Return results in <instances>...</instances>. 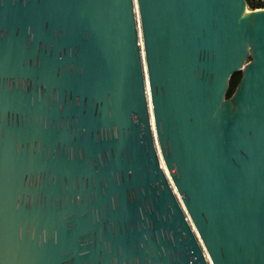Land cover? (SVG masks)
<instances>
[{"label":"water","instance_id":"1","mask_svg":"<svg viewBox=\"0 0 264 264\" xmlns=\"http://www.w3.org/2000/svg\"><path fill=\"white\" fill-rule=\"evenodd\" d=\"M0 264H264V9L0 0Z\"/></svg>","mask_w":264,"mask_h":264},{"label":"trees","instance_id":"2","mask_svg":"<svg viewBox=\"0 0 264 264\" xmlns=\"http://www.w3.org/2000/svg\"><path fill=\"white\" fill-rule=\"evenodd\" d=\"M246 4H247V8L249 10L252 9H256V8H263L264 5L259 3V2H254L253 0H245ZM241 78V73L240 72H236L233 75H231L230 79H229V83H228V90L226 92L225 98L229 99L231 98V96L233 95L239 81Z\"/></svg>","mask_w":264,"mask_h":264},{"label":"bare ground","instance_id":"3","mask_svg":"<svg viewBox=\"0 0 264 264\" xmlns=\"http://www.w3.org/2000/svg\"><path fill=\"white\" fill-rule=\"evenodd\" d=\"M134 4H135V1H134ZM137 30H138V35H139V38H140V42H141V45H142V41H141V31H140V24L139 22L137 23ZM141 52H142V49H141ZM147 76V75H146ZM146 80V79H145ZM146 91H147V101H148V107H149V116H150V122L152 124V127H153V123H152V115H151V105H150V102H149V92H148V87H147V82H146ZM153 131H154V128H153ZM166 175L168 176V173L165 171Z\"/></svg>","mask_w":264,"mask_h":264},{"label":"built area","instance_id":"4","mask_svg":"<svg viewBox=\"0 0 264 264\" xmlns=\"http://www.w3.org/2000/svg\"><path fill=\"white\" fill-rule=\"evenodd\" d=\"M253 1H254V2H259V3H261V4L264 5V0H253ZM256 9H260V8H256ZM261 9H264V7L261 8Z\"/></svg>","mask_w":264,"mask_h":264},{"label":"rangeland","instance_id":"5","mask_svg":"<svg viewBox=\"0 0 264 264\" xmlns=\"http://www.w3.org/2000/svg\"><path fill=\"white\" fill-rule=\"evenodd\" d=\"M137 23H138V21H137Z\"/></svg>","mask_w":264,"mask_h":264}]
</instances>
